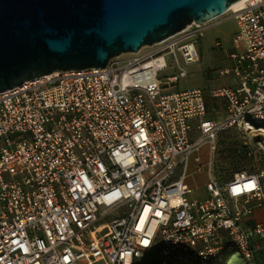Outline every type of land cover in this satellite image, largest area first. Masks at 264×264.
I'll return each instance as SVG.
<instances>
[{
    "label": "built area",
    "instance_id": "obj_1",
    "mask_svg": "<svg viewBox=\"0 0 264 264\" xmlns=\"http://www.w3.org/2000/svg\"><path fill=\"white\" fill-rule=\"evenodd\" d=\"M225 14L231 65L207 91L159 82L166 56L168 85L198 62L206 25L192 24L129 61L0 93V264H142L158 242L153 264H264V171L220 182L213 162L220 133H264V0ZM204 146L200 199L186 180Z\"/></svg>",
    "mask_w": 264,
    "mask_h": 264
},
{
    "label": "water",
    "instance_id": "obj_2",
    "mask_svg": "<svg viewBox=\"0 0 264 264\" xmlns=\"http://www.w3.org/2000/svg\"><path fill=\"white\" fill-rule=\"evenodd\" d=\"M240 0H0V93L206 25Z\"/></svg>",
    "mask_w": 264,
    "mask_h": 264
},
{
    "label": "rangeland",
    "instance_id": "obj_3",
    "mask_svg": "<svg viewBox=\"0 0 264 264\" xmlns=\"http://www.w3.org/2000/svg\"><path fill=\"white\" fill-rule=\"evenodd\" d=\"M235 31L236 22L229 14H223L206 24L201 30V36L197 44L198 62L185 66L186 76L174 85L167 84V77L176 74L177 70H175L173 57L166 56L165 60L168 68L159 73L162 92L168 93L192 88H200L207 91L212 86L224 85L225 78L221 77L220 73L231 65V61L227 56L228 53L234 51L233 36ZM217 42L219 43V47L216 46ZM150 50L151 47H143L138 53L123 54L117 57V59L118 61L126 62L144 55ZM216 105V110L221 108L219 103ZM259 143L262 145L261 148L257 146ZM245 147L250 148V156L244 153ZM208 152V146H204L201 149L198 155L200 156L199 164L203 166L202 171L194 174L190 172L191 174H189L186 180L187 185L192 190V195L200 199L207 197L204 184L207 180L205 165L208 159ZM216 153L213 158L214 167L221 173L223 179H228L234 173L241 170L259 174L261 171H264V133L261 131L245 133L234 129L227 131L221 137V143H219ZM197 165L198 162H195L192 158L189 170L194 171ZM262 183L264 185V177L262 178ZM252 218L255 221L264 220V208L255 211ZM159 248L160 243L158 242L146 256L142 264H153ZM228 264H244V262L240 258L239 253L235 252L230 257Z\"/></svg>",
    "mask_w": 264,
    "mask_h": 264
},
{
    "label": "trees",
    "instance_id": "obj_4",
    "mask_svg": "<svg viewBox=\"0 0 264 264\" xmlns=\"http://www.w3.org/2000/svg\"><path fill=\"white\" fill-rule=\"evenodd\" d=\"M217 102L216 101H214V100H210V99H206V106H207V109H208V111H211V109L213 108V109H216L217 108ZM234 128H232V129H228L227 131H230V130H233ZM234 130H236V129H234ZM227 131H224V132H222V133H220L219 135H218V138H217V145H216V150H217V147H219V143H221V137L223 136V134L225 133V132H227ZM250 150V148L249 147H245V149H244V153L247 155V156H250L248 153L250 152L249 151ZM219 151V150H218ZM215 153H216V151H215ZM218 153V152H217ZM216 153V155H218ZM238 153H240V151H238ZM241 171H247V170H241ZM238 172H240V171H237L236 173H238ZM248 173H253V172H250V171H247ZM214 173H215V175H216V177L219 179V181L220 182H225V181H228V180H230V179H232L233 178V176H234V174H236V173H234L233 174V176H231L230 178H228V179H223L222 178V175H221V173L217 170V168L215 169V167H214Z\"/></svg>",
    "mask_w": 264,
    "mask_h": 264
},
{
    "label": "bare ground",
    "instance_id": "obj_5",
    "mask_svg": "<svg viewBox=\"0 0 264 264\" xmlns=\"http://www.w3.org/2000/svg\"><path fill=\"white\" fill-rule=\"evenodd\" d=\"M246 1H247V0H240L239 2L235 3L234 5H232L231 8H230L229 10L231 11V10L238 9V8L242 7L243 4H244Z\"/></svg>",
    "mask_w": 264,
    "mask_h": 264
},
{
    "label": "snow or ice",
    "instance_id": "obj_6",
    "mask_svg": "<svg viewBox=\"0 0 264 264\" xmlns=\"http://www.w3.org/2000/svg\"><path fill=\"white\" fill-rule=\"evenodd\" d=\"M254 185H248V187H253ZM240 189H235V191H239Z\"/></svg>",
    "mask_w": 264,
    "mask_h": 264
},
{
    "label": "crops",
    "instance_id": "obj_7",
    "mask_svg": "<svg viewBox=\"0 0 264 264\" xmlns=\"http://www.w3.org/2000/svg\"><path fill=\"white\" fill-rule=\"evenodd\" d=\"M225 83H226V80H225Z\"/></svg>",
    "mask_w": 264,
    "mask_h": 264
}]
</instances>
